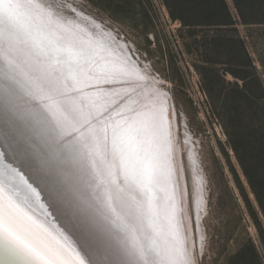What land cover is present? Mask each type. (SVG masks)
<instances>
[{"label": "bare ground", "instance_id": "bare-ground-1", "mask_svg": "<svg viewBox=\"0 0 264 264\" xmlns=\"http://www.w3.org/2000/svg\"><path fill=\"white\" fill-rule=\"evenodd\" d=\"M21 3L23 8L13 9L25 11L24 8H27L28 16H36L31 18L34 22L32 25L37 30L39 28L40 35L44 34L50 39L49 41L51 39H56V43L73 41L82 45L89 42L92 47L98 46V50L104 52L111 60L106 68H100L98 71L89 67L93 72L83 73L80 75L81 80L75 82L72 78L68 79L62 69L63 73L56 69L57 67L52 64L50 53H44L39 43L32 44V37L22 34L29 42L31 41L33 47L31 49L35 52L37 61L55 76L54 81L60 88L57 90L53 87L50 93L60 100L58 94L64 90L68 92L67 96H62L64 101L62 105L66 106V109H69V104L66 102L68 97L76 98L83 94L85 104H82L80 113L85 114L81 119L84 122L89 120L87 127L96 124L98 129V132L87 135L89 144L86 147L87 153L90 156L97 154V141L101 138L99 140L102 153L104 152L103 155L110 161L115 174L111 178L107 166L103 167L102 161L95 157L104 168L102 175L105 180L108 178V182H111L110 191L113 196L110 197L111 193L106 190L104 197L110 205L111 213L119 215V219L127 214L129 224L125 226L128 231L133 229L131 240L133 244L135 243L136 256L133 252V264H138V259L143 264H186L189 250L192 247L195 252L199 248V236L205 235L201 222L208 207L207 179L191 134L185 132L183 143L179 141L177 130L180 125L171 94L169 93L170 98L158 79L151 75L147 68L141 66L114 36L107 35L105 29L98 26V20H94L78 7L72 6L76 13L69 16L57 9L58 7L56 8L50 0L47 2L36 0L45 13H51V18L56 21L53 23L52 19L44 17L38 11V5H32L27 0L26 4L24 1ZM58 4L56 3L59 7H65L60 2ZM2 6L7 9L14 5L10 4L9 0H3ZM57 22L68 26L70 32L60 30L61 27ZM84 30L89 34L87 35ZM87 36L90 41L86 39ZM42 39L45 42L46 38ZM39 87L44 89L48 85L39 84ZM71 117L68 120L75 123ZM75 117L76 115H73L72 118L80 120V116ZM51 120L58 130H63L62 125L54 118L51 117ZM140 146H146L148 151L154 152L152 156H155V168L150 178L146 176L147 166L139 164L140 159L133 152L135 147L140 148ZM127 152L131 155L132 161L129 167L132 166L133 176L127 174L125 166L122 167L121 158ZM187 165L190 175L187 172ZM200 176L203 180L202 193ZM149 181L150 187L147 185ZM201 195L202 201L198 208ZM119 211H122V214ZM124 222L127 221L124 219ZM195 227L198 230L197 235ZM134 233L138 235L141 244L139 239L136 240L137 236L135 237ZM152 236L156 237L151 238ZM155 239L159 240L157 245ZM0 253L4 255L3 250H0ZM9 260L13 264H31V261L23 257L13 256L9 257Z\"/></svg>", "mask_w": 264, "mask_h": 264}, {"label": "water", "instance_id": "water-1", "mask_svg": "<svg viewBox=\"0 0 264 264\" xmlns=\"http://www.w3.org/2000/svg\"><path fill=\"white\" fill-rule=\"evenodd\" d=\"M23 1L26 4V0H9V3L14 6L5 9L2 6L3 0H0V114L26 125L31 130L36 142L48 150L55 162L56 178L62 183L68 202L77 206L87 221L88 228L95 236L99 258L105 264H133L132 253L134 252L136 256L135 243L133 244L131 240L133 229L131 228V231H128L125 226L129 224L127 214L122 218V222V219L118 218L119 215L116 216L115 213H111L109 210L110 205L104 197L106 190L111 193V182H108L107 177L105 180L102 175L103 167L107 166L110 170L111 178L115 174L110 161L103 155L104 152L102 153L101 138L97 141V154L90 156L87 153L88 149L86 147L89 145L87 135L98 132V129L96 124L87 127L90 123L89 120L84 122L81 119L85 114L80 113L83 107L82 104H85L83 94L79 95L80 97L76 96V98L68 97L66 102L69 104V109H66V106L62 105L64 103L62 96H67L68 92L64 90L61 94L59 93L60 100L50 93V89H54L53 87H56L57 90L60 87L56 85L53 73L47 71L41 62L37 61L38 58L31 49L33 48L31 43L34 45L39 43L43 47L44 53H50L52 64L57 67L56 69L61 73L64 71L67 78H72L75 82L81 80L80 75H83V73L93 72L89 67L97 71L100 68H106L110 59L104 52L98 50V46L94 45L92 47L89 42L82 45L75 44L73 41L59 43H56V39H51L54 43L49 41L50 39L44 34L40 35L41 30L39 28L37 30L32 25L34 22L31 21V18L36 16H28L26 13L27 8H24L25 11L15 10L16 7H24L21 3ZM27 2L38 5L36 0H27ZM38 11L44 17L52 19L51 13H45L39 5ZM71 11L75 13L74 10ZM52 22L55 23L56 21L52 19ZM57 25L61 27L59 29L63 32L64 30L70 32L68 26L59 22H57ZM24 33L29 35L30 38L32 37L31 43L24 37L25 35H22ZM85 33L89 34L86 31ZM42 38L47 40L45 39L44 42ZM86 39L89 40L88 36ZM39 84L48 85V87L42 89ZM73 115L80 116V120L72 118ZM51 117L62 125L63 130L56 128V124L52 122ZM69 117L75 123H71L68 120ZM124 137L126 136L124 135ZM122 150L125 151V149ZM133 150L140 159L139 164L147 166L148 174L146 176L148 175L147 178H150V174L154 172L155 168V156H152L153 150L148 151L146 146L135 147ZM126 151H130V149H126ZM128 154V152L123 154L124 156L121 158L122 167L125 166L127 174L132 175V166L129 167L132 159H130L131 155ZM95 157L97 160L102 161L103 167ZM149 184L150 181L147 184L150 187ZM41 195L43 199V193ZM111 196H113L112 193ZM49 211H51L50 208ZM119 213L122 214V211H119ZM35 215L49 226L52 225L53 219L42 216L39 210ZM124 219L127 222H124ZM134 236H137L136 240L139 239L135 233ZM155 237L152 236L151 238ZM155 240H157L155 241L157 245L159 240ZM3 256L0 253V257ZM0 264H13V262L8 258L6 262L0 261ZM138 264H143L140 259H138Z\"/></svg>", "mask_w": 264, "mask_h": 264}, {"label": "rangeland", "instance_id": "rangeland-1", "mask_svg": "<svg viewBox=\"0 0 264 264\" xmlns=\"http://www.w3.org/2000/svg\"><path fill=\"white\" fill-rule=\"evenodd\" d=\"M50 2L69 16L75 15L71 10L76 13L72 6L82 10L84 4L88 5L87 9L82 10L85 13L95 11L108 16L112 25L120 28L136 41L137 46L144 49L148 59L136 58L131 52L135 60L141 66L142 63L151 61L167 85L165 90H170L174 104L178 102L185 109L183 119L177 114L180 125L177 130L179 141L183 143L185 130L191 134L207 179L208 207L201 222L205 232L203 264H228L230 256L248 237L259 243V227L264 229V216L232 147L222 113L215 106L214 101L219 93L212 96L206 90L200 69L202 58L199 51L194 48V37L183 30L180 21L171 18L164 1L50 0ZM55 2L57 4L60 2L65 7H59ZM229 2L236 14L232 0ZM238 27L247 41L264 81V24L249 27L239 24ZM197 37L199 40L204 39L202 32H199ZM150 74L153 75L151 72ZM225 77L229 81L235 80L228 72ZM187 169L190 175L188 165ZM194 213L196 216L195 210ZM195 230L197 235V227Z\"/></svg>", "mask_w": 264, "mask_h": 264}, {"label": "snow or ice", "instance_id": "snow-or-ice-1", "mask_svg": "<svg viewBox=\"0 0 264 264\" xmlns=\"http://www.w3.org/2000/svg\"><path fill=\"white\" fill-rule=\"evenodd\" d=\"M87 8V4L82 6V10ZM88 14L134 57L148 59L144 49L112 25L108 16L95 11ZM142 66L158 79L164 90L167 88L151 61ZM165 92L170 97V90ZM173 107L183 119V106L177 102ZM244 115L247 116V112ZM256 124L250 120L251 126ZM258 125L264 135V107L260 109ZM56 176L54 160L48 150L36 142L31 130L0 114V250L4 252L0 260L6 262L15 256L26 258L31 264H105L99 258L98 244L87 221L77 206L68 202ZM201 201L202 195L198 208ZM38 210L42 216L53 219L51 226L35 215ZM199 242L198 251L194 252L192 247L189 250L187 262L203 264L205 235L199 236Z\"/></svg>", "mask_w": 264, "mask_h": 264}, {"label": "trees", "instance_id": "trees-1", "mask_svg": "<svg viewBox=\"0 0 264 264\" xmlns=\"http://www.w3.org/2000/svg\"><path fill=\"white\" fill-rule=\"evenodd\" d=\"M174 21L194 37L193 45L201 56V73L210 95L224 120L235 154L264 216V135L259 128L264 107V81L247 41L238 27L264 24L261 0H163ZM199 32L203 40L197 39ZM230 73L235 80L229 81ZM247 112V116H245ZM256 121L255 126L250 125ZM257 243L245 239L228 264H264V229L259 227Z\"/></svg>", "mask_w": 264, "mask_h": 264}, {"label": "clouds", "instance_id": "clouds-1", "mask_svg": "<svg viewBox=\"0 0 264 264\" xmlns=\"http://www.w3.org/2000/svg\"><path fill=\"white\" fill-rule=\"evenodd\" d=\"M202 182H203V181H202V178L200 177V178H199V183H200V185L202 184ZM200 190H201V189H200ZM187 264H194V262H192V261H188Z\"/></svg>", "mask_w": 264, "mask_h": 264}]
</instances>
